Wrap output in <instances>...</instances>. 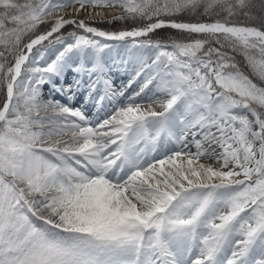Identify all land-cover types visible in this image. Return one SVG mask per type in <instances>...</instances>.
I'll use <instances>...</instances> for the list:
<instances>
[{"label":"snow or ice","instance_id":"snow-or-ice-1","mask_svg":"<svg viewBox=\"0 0 264 264\" xmlns=\"http://www.w3.org/2000/svg\"><path fill=\"white\" fill-rule=\"evenodd\" d=\"M0 264H264V0H0Z\"/></svg>","mask_w":264,"mask_h":264},{"label":"bare ground","instance_id":"bare-ground-1","mask_svg":"<svg viewBox=\"0 0 264 264\" xmlns=\"http://www.w3.org/2000/svg\"><path fill=\"white\" fill-rule=\"evenodd\" d=\"M123 77H124V76H122L121 74L117 73V74H115L114 79L117 80V79H121V78H123ZM118 81H119V80H118ZM117 85H118V82H117ZM45 95H47V93H45Z\"/></svg>","mask_w":264,"mask_h":264},{"label":"rangeland","instance_id":"rangeland-1","mask_svg":"<svg viewBox=\"0 0 264 264\" xmlns=\"http://www.w3.org/2000/svg\"><path fill=\"white\" fill-rule=\"evenodd\" d=\"M127 78H123L122 80L126 81ZM120 81V80H119Z\"/></svg>","mask_w":264,"mask_h":264},{"label":"trees","instance_id":"trees-1","mask_svg":"<svg viewBox=\"0 0 264 264\" xmlns=\"http://www.w3.org/2000/svg\"><path fill=\"white\" fill-rule=\"evenodd\" d=\"M106 26V25H105Z\"/></svg>","mask_w":264,"mask_h":264}]
</instances>
